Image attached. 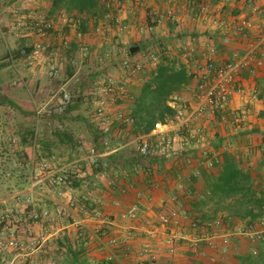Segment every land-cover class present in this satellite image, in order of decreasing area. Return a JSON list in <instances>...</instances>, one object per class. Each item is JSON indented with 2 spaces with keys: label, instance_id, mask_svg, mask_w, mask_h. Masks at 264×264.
Listing matches in <instances>:
<instances>
[{
  "label": "crops",
  "instance_id": "obj_1",
  "mask_svg": "<svg viewBox=\"0 0 264 264\" xmlns=\"http://www.w3.org/2000/svg\"><path fill=\"white\" fill-rule=\"evenodd\" d=\"M189 1L116 0L113 8L119 23L115 25L112 24L115 21L99 18L96 25L99 23L102 25L103 31L100 32L95 30L96 25H93L92 18L87 20V30L80 31L78 29L80 19L75 17L76 14L64 9L52 12L51 2L47 0H41L39 3L31 0H0V25L4 29L17 13L32 9L54 19L62 11L73 16L74 25H62L55 21V28L48 38L52 43L40 59L22 57L15 59V65H5V61L0 59V108L7 109L13 130H17L19 134L17 142L8 148L9 151H13V148L24 149L29 156V164L32 160L35 165L47 161L59 172L71 170L76 172V176L72 178V185L65 183L56 185L54 189H48L47 186L30 189L27 183L24 188L0 200L3 203L15 204L17 197L14 195L30 194L32 203L41 208L53 207L54 201L66 204L71 197H74L79 204L90 205L93 198H97L103 214L109 219V222H101L91 217L84 218L83 224L79 227L71 224L69 220L60 222L57 234L45 242L37 260L43 261L52 257L58 264H64L69 260L65 253L58 251L59 241L83 249L84 253L79 260L81 264H99L114 256L121 264H132L144 241H150L156 251V258L153 261L146 260L147 264H234L235 250L251 247L250 241L245 236L239 235L236 240L245 242H241L237 247L230 245L219 251L217 263L209 260L207 255L209 249L204 245L200 247L203 252L199 253L193 252L185 242H177L175 250L171 252L164 240L168 231L174 226L171 223L160 222L158 215L174 206L177 201L174 202L175 196L179 195L186 199V202H183L188 214L193 212L187 201L191 198L189 197L191 189L192 195L205 198V193H208L207 183L218 173L217 166L223 163L224 154L232 156L238 166L251 173L254 183L263 190L264 198V74L261 72L249 74L246 71L242 73L239 77L242 89L230 93L223 111L226 119L217 122L214 127H209L207 124L205 141L200 143L193 141L190 146L174 152L171 158H164L161 154L154 153L138 163H133L132 149V139L136 134L121 130L117 119L111 122V133L105 134L103 138L98 137L97 118L93 115L94 100L90 99V78L98 79L105 74L100 72L102 74L98 73L96 77L100 69H92L91 72L87 69V75H82L84 67L89 68L91 65L92 55L96 56L105 51L108 60H116L117 64L124 57H130L132 60L140 59L147 50L154 48L153 40L158 37L167 38L170 53L179 57L188 70L199 69L205 63L206 57L224 59L239 45V42L233 35L227 46L219 43L217 37L224 30L214 27L210 19L205 17L208 13L209 16L226 17L246 15L253 20L257 28H264L262 11L264 0L257 1L260 8L257 12L251 10L247 0H201L206 10L200 9L199 0L193 4H188ZM167 8L172 9L171 16L165 14ZM151 10H157L159 17L150 30L146 23L148 11ZM78 32L81 34L79 35ZM62 35L70 39L68 47L60 45ZM34 39L35 34L31 28L21 30L19 35L7 32L6 42L0 37V56L6 54L8 48L13 50L20 44ZM136 41L147 45L136 54L129 56L127 49ZM212 44L216 48L215 52H210L208 49ZM68 48L71 50L66 52ZM80 48H83L89 59L74 67L70 61V64L68 63V55L71 52L74 56ZM56 49L59 71L50 76L47 74L48 58L55 54ZM184 54H188L187 57H184ZM106 66L107 63L101 67L106 69ZM8 67L15 70L23 86L32 96L34 94L36 101L33 100L31 107L24 105L26 101L20 94L12 93L4 97L5 87L10 82L13 84L15 80L5 79L8 75ZM106 75L124 80L125 84L128 81V76L124 71L118 70V66L115 68V73L107 71ZM138 82L139 80L132 79L126 85L132 87ZM17 83L18 81L15 84ZM58 90H65L71 94L73 101L70 109L57 110ZM189 103L194 104L190 99ZM38 105L47 109H42L41 113L36 115L35 107ZM117 107L120 106L114 105L111 111ZM48 108L52 109L51 112ZM235 112L245 113V118L238 124L231 119ZM14 115L17 121L20 119L21 122L16 123ZM33 116L37 121L35 132L44 143L37 142L39 158L33 154L32 147L29 152L28 147L20 142V135L28 127L24 126L23 121ZM173 128L174 124L171 120L157 123L150 134L153 136L152 139L156 132L169 135L173 132ZM91 146L96 149L103 148L99 151L107 153L105 156L110 162L107 175L102 176L98 170H95L93 164L87 162L86 156ZM207 158L212 160V166L206 164ZM137 193L139 196L136 195ZM238 196L239 194L235 195ZM133 203H137L140 208L138 217L132 220L123 218L121 213ZM214 206L215 203L209 201L201 212L208 213ZM73 214V216H81L78 208L73 210ZM217 214H225V211L218 210ZM243 222L245 221L236 219L231 225ZM117 226H131L137 230V236L127 238L128 242L124 248L126 250H122L120 254L115 252L116 249L109 242L111 236H121L116 230ZM142 226L154 227V234L147 235L141 231Z\"/></svg>",
  "mask_w": 264,
  "mask_h": 264
},
{
  "label": "built area",
  "instance_id": "obj_2",
  "mask_svg": "<svg viewBox=\"0 0 264 264\" xmlns=\"http://www.w3.org/2000/svg\"><path fill=\"white\" fill-rule=\"evenodd\" d=\"M39 3L41 0H31ZM52 2V0H47ZM108 8L104 18L107 20L119 21L110 11V7L116 0H100ZM201 10L206 7L199 0ZM258 0H247L251 10L257 12L260 8ZM196 0H190L188 4ZM263 14H264V10ZM172 9L167 8L165 14L172 15ZM206 14L214 27L224 30L220 36L219 43L227 46L236 37L239 45L232 49L231 54L226 58L206 57L205 63L199 69L194 71V83L187 88V92H175L171 95L168 103L176 109L173 119V132L169 135L156 132L152 139L150 133H138L132 139V149L140 155H150L154 153L161 154L164 158H171L176 151H180L192 144L193 141L203 142L206 140V127H214L217 122L224 121L226 115L224 109L228 97L233 90L240 91L242 86L239 77L244 71L249 74L261 72L264 74V28L259 29L253 20L246 15L239 16H216ZM62 25H74L73 16L62 11L54 19L43 13L29 10L28 12H19L13 16L12 20L4 29L0 25V37L6 42V33L19 35L23 29H29L34 32L35 39L23 44L22 53L24 58H41L44 56L51 41H48L51 31L55 28V21ZM122 29V26H120ZM96 31H103L99 23L95 26ZM80 35L81 33L78 32ZM70 39L61 36L60 45L68 47ZM27 49H30L27 52ZM209 51L215 52V46L209 45ZM12 65H15L11 49L7 50ZM48 58L47 72L53 76L59 71L57 59L58 51ZM188 54H184L187 57ZM89 56L80 48L71 58L70 62L75 67L83 61L88 60ZM157 55L155 52H149L140 59L132 60L130 57H124L121 65L130 72H140L148 63H155ZM17 81L14 80L13 84ZM59 100L56 104L57 110H62L70 101L71 95L65 90H58ZM95 99L93 115L97 118L98 128L103 132H109L113 119L132 124L133 117L129 111L117 107L111 111L117 100L124 98L126 94V85L124 80L117 79L112 75H102L94 87ZM189 99L193 100L190 105ZM45 106L35 107V114L39 115ZM47 109V108H46ZM51 108L48 111L51 112ZM245 118L244 112H235L232 114V121L235 124L240 123ZM206 122V124H204ZM9 143L17 142V137L11 135ZM105 151H98L94 146L88 150L86 160L89 164H95L96 158L105 156ZM206 164L212 166L210 158L206 159ZM104 168L100 171L102 176L107 175V162H103ZM76 176V172H59V170L50 165L47 161L39 162L35 165L33 160L29 165L28 188L47 186L48 189H54L56 185L65 184ZM139 196V193L136 194ZM17 197V202L11 207H5L0 210V264H58L57 260L49 257L46 260H37L39 252L42 251L45 242L56 235L59 229V223L68 221L76 227L83 224L84 218H94L101 222H109V219L103 214L97 198H93L92 205L79 204L71 197L66 204L60 201H54L53 207L43 206L41 208L32 203V196L25 194ZM79 209L80 217L73 216V210ZM139 206L137 203L130 204L122 213L123 218L129 220L136 219L139 215ZM189 214L183 201L177 200L175 205L167 212H161L158 220L162 223H171L174 228L169 230L165 243L168 244V250L173 252L177 242H185L193 252L202 253L201 246H206L208 258L212 263H217L219 251L232 245V241L239 235L245 236L250 243V251L257 254L261 247L264 248V215L258 216L251 221H245L241 224L231 225L223 221L221 217H215L204 222L198 230L191 228H182L181 220H188ZM71 219V220H70ZM141 231L147 235H152L155 228L152 226L144 227ZM176 227V228H175ZM131 226H117V231L121 233L119 238L111 236L109 242L116 244L124 243L130 235ZM99 229V228H98ZM206 253V252H204ZM156 258V251L150 241H144L138 250V256L132 264H147V261H153ZM110 259V258H109ZM113 259L117 260L114 256ZM147 260V261H146ZM110 264V263H105ZM116 264H121L118 262ZM181 264V263H179Z\"/></svg>",
  "mask_w": 264,
  "mask_h": 264
},
{
  "label": "trees",
  "instance_id": "obj_3",
  "mask_svg": "<svg viewBox=\"0 0 264 264\" xmlns=\"http://www.w3.org/2000/svg\"><path fill=\"white\" fill-rule=\"evenodd\" d=\"M60 9L76 14L75 17L80 19L78 29H80V31H85L87 30V20L92 18L93 25H96L99 18L101 20L104 18L108 8L100 0H52V12ZM110 11L115 16L113 6L112 8L110 7ZM158 17L159 13L157 10L148 11L146 26L150 28V30L156 24ZM118 23V21L112 22V24L115 25H118ZM153 41L155 42L154 48L147 50L146 54L149 52H155L157 55V61L155 63H148L138 73H132L129 69L123 68L121 65L122 60L118 64V70H121V72L124 71L128 76L126 84L130 83L133 77L137 78L136 80H139V82L132 85V87L125 84L126 94L124 95V98H119L117 100V104L121 108L129 111V114H131L134 119L130 125L117 120L119 128L123 131L130 132L133 135L138 133H150V131L155 128L157 123H166L167 121L173 119L176 109L168 103L171 95L179 91L187 92V88L194 83V71L188 70L179 57L170 53L167 38L158 37ZM23 44H20L13 50L11 49L14 61L15 59L25 57V54L22 53ZM146 45L147 44L141 41L133 42L130 47L138 46V48L133 52H130L129 47L127 49V53L129 56H132L138 51L144 49ZM69 48L66 49V52L71 50ZM29 50L30 49H27V52ZM3 57L5 59V65H12L11 61L8 60V52L4 54ZM72 57V53L70 52L68 55L69 64ZM100 72H103V74L106 75L107 69L102 68L97 72L96 77H98V73L100 74ZM96 80L97 79H91L90 81L91 100L95 99L94 87ZM72 101L73 99L71 96L70 101L62 110L66 111L70 109ZM111 131L112 125L109 132H103L100 128H97L98 137L100 136L101 138H103L105 134L111 133ZM39 141H41V139H39V136L35 132V128L32 126L27 127L24 130V133L20 135V142L24 146H31L33 154H35L38 158L39 154L37 152L36 145ZM41 142L43 143V140ZM102 149L97 148L98 151ZM8 153L10 154V159L12 161L15 160L14 165H11L10 171L17 179L16 183L18 189H22L28 183L30 165L29 156L24 149L17 150L16 148H13V151L10 150ZM133 155V163H138L150 156H142L135 152ZM104 161L107 162V168L109 171L110 162L107 156L96 158V162L93 164L95 170L100 172L104 168ZM217 167L219 168L218 173L211 178L210 182L207 183L208 193H205V198H197L195 195H192L191 193L193 190L191 189V193L189 195L191 198L187 201L190 203L193 212H189L188 220L180 221L183 229L196 228L198 230L205 221L215 218L216 216H220L223 221L226 223L228 222V224H232L236 221V219L251 221L264 213L263 190L258 188V185L254 183V178L249 171L238 166L237 162L228 154H224L223 163ZM66 184L72 185L73 179H70ZM236 194H239V196L235 197ZM175 200L186 202L185 197L180 195L175 196L174 202ZM209 201H213L215 206L211 208L208 213L201 212L205 204ZM90 205H92V201ZM218 210H224L225 214L218 215ZM168 211L169 210H166L164 212L168 213ZM136 232V228L131 227L129 232L130 235L127 238L129 239L133 236H137ZM128 239H126L124 243L117 242L116 244H113V248L116 249L115 252L117 254H120L119 252L122 250H126L124 248L127 245ZM241 242L244 243L245 241L240 240V242H238V240L234 239L232 241V247L241 245ZM59 243L58 251H62L69 257V260H66L64 264H81L79 260L84 253L81 247L76 248L72 245H66V243L62 241H59ZM243 249L244 250H235V253L233 254L234 264H264L263 247L260 248L257 254H252L249 247ZM106 262L116 264L117 260L110 258L99 264H105Z\"/></svg>",
  "mask_w": 264,
  "mask_h": 264
},
{
  "label": "rangeland",
  "instance_id": "obj_4",
  "mask_svg": "<svg viewBox=\"0 0 264 264\" xmlns=\"http://www.w3.org/2000/svg\"><path fill=\"white\" fill-rule=\"evenodd\" d=\"M4 55H1L0 59L5 61ZM115 61V62H114ZM116 60H108V56L104 52H101L97 54L96 56L92 55V59L90 60V66L89 68L84 67V71L82 72V75H87V69H90V72L92 69H102L101 66H104L107 63V71L108 72H114L115 73V68L118 66L116 63ZM65 62H63L64 64ZM81 71V70H80ZM8 75L5 76V79L7 81H11L12 79H15L18 81L17 84H11V82L5 87V95H11L12 93L20 94L26 101H24V105L27 106H32L33 100L36 101V98L33 94V96L30 94V92L23 86L21 79H19L18 74L15 72V70L11 67L7 68ZM48 74V72H47ZM134 78V77H133ZM132 78V79H133ZM137 78H134L133 80H136ZM91 81V79H90ZM10 92V93H9ZM38 104H40L38 102ZM37 107V106H36ZM39 107V105H38ZM46 109V108H45ZM7 109H1L0 108V199L1 198H6L10 193H13L18 189L17 187V179L14 175H12L10 169L11 165H14V162L10 159V154L8 153L9 150L8 148L12 147V144L9 143L8 137L10 135H15L16 137L19 135L17 130H13V124L11 117L6 111ZM15 118V115L13 117ZM20 122L21 120L18 119ZM16 119V123L19 122ZM25 124L24 126H32L36 127L37 126V121L36 118L29 117L27 120L23 121ZM39 130V128H38ZM12 132V133H11ZM19 142V141H18ZM19 144V143H18ZM28 150L30 152L31 146H27ZM43 187V186H42ZM13 205V202L7 203V202H2L0 200V210L5 208V207H11Z\"/></svg>",
  "mask_w": 264,
  "mask_h": 264
},
{
  "label": "water",
  "instance_id": "obj_5",
  "mask_svg": "<svg viewBox=\"0 0 264 264\" xmlns=\"http://www.w3.org/2000/svg\"><path fill=\"white\" fill-rule=\"evenodd\" d=\"M137 48H138V46H131L129 50H130V52H133V51H134L135 49H137ZM3 98H4V97H3Z\"/></svg>",
  "mask_w": 264,
  "mask_h": 264
}]
</instances>
